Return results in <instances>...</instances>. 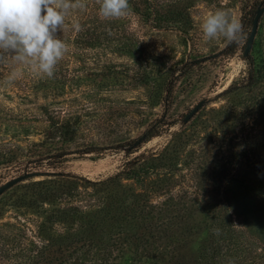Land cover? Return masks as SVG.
I'll return each mask as SVG.
<instances>
[{"label":"rangeland","instance_id":"1","mask_svg":"<svg viewBox=\"0 0 264 264\" xmlns=\"http://www.w3.org/2000/svg\"><path fill=\"white\" fill-rule=\"evenodd\" d=\"M135 3L127 17L104 20L97 0H86L67 19L82 30L61 34L69 50L54 76L21 69L54 87L0 88V185L39 172L0 196V264H211L223 235L213 220L223 216L222 204L264 245L263 172L242 161L226 176L215 174L222 155L249 147L243 141L264 126V13L244 55L264 0ZM217 9L244 26L233 56L224 52L225 37L204 39L202 20ZM155 11L170 13V23H156ZM250 55L261 81L223 93L246 79ZM165 111L173 124L127 153L124 144ZM89 147L101 150L86 153ZM142 161L157 166L142 171L143 181L129 178ZM58 209L82 211L93 223L86 229L97 232L94 244L76 254L74 246L61 250L59 234L75 222L63 227L54 220Z\"/></svg>","mask_w":264,"mask_h":264},{"label":"clouds","instance_id":"2","mask_svg":"<svg viewBox=\"0 0 264 264\" xmlns=\"http://www.w3.org/2000/svg\"><path fill=\"white\" fill-rule=\"evenodd\" d=\"M99 16L104 20L125 18L131 14L129 0H97ZM86 9V0H0V63L15 65L7 82L18 79L23 67H30L52 78L58 63L69 50L61 34L69 28L79 32L81 24L70 14ZM201 29L205 40L225 37L229 43L244 38L242 22L223 9L210 11ZM219 234V229L213 230Z\"/></svg>","mask_w":264,"mask_h":264},{"label":"trees","instance_id":"3","mask_svg":"<svg viewBox=\"0 0 264 264\" xmlns=\"http://www.w3.org/2000/svg\"><path fill=\"white\" fill-rule=\"evenodd\" d=\"M147 1L152 2V0ZM129 3L131 6L136 4L135 0H129ZM152 14L153 12H149L150 16ZM154 20L156 23H170V13L161 14L159 13V11H155ZM241 42L242 40L239 43L228 42L224 52L228 56H233L237 52ZM249 58L250 68L248 70V76L246 77V79L241 82H235L231 84L225 91H223V93L231 94L243 88L252 90L261 81V77L263 75L262 70L257 68L258 65L256 64V59L252 55H250ZM14 67L15 65L11 62V60H9L8 63H0V88L5 85H12L16 90H28L30 87L31 89L47 86L54 87V85H52L53 81H41V79L34 78V76L30 75V73L29 77L26 79V77L24 76L26 75V72L22 73V75L18 79L9 83L7 82L8 76L10 75ZM254 107H252L251 109H253ZM172 124L173 121H171L170 117L168 116V112L165 111L160 117L156 118L148 126L146 132L142 136L132 141L126 142L124 144V149L127 151V153L137 151L143 143L151 140L155 136L161 135ZM137 141L139 142L136 143ZM247 143H249V147L239 150L228 159L225 155H222L224 156V158L222 157V159H225V162L221 165H217V170L215 172V174L219 176V178L224 175L226 176L227 171H231L232 167L236 165L237 162L242 161H245L247 165L259 168L264 174V126L260 128L258 127V129L254 128L251 136L243 141V145L247 146ZM100 150L101 149L95 147H89V149H87L85 152H100ZM3 163H5V161L0 160V164ZM137 164L139 165L131 167L132 171L131 173H129V178L136 179L137 181L144 180L142 179L144 178L142 177V171L149 172L151 168L157 166V163H145V161ZM170 164L171 166H174L173 163ZM128 166L130 167V165ZM46 199L47 197H40L38 200L41 202H46ZM220 211L223 213V216H221V218L215 217V219L213 218V220L216 222L214 223L215 225L219 224L220 226H223V235L218 241L219 245L211 251V264H264V245H260L257 241L254 240L252 235L248 234L245 229H241V226L237 225V222L232 219V216L228 215L229 211L223 204L221 205ZM82 215L83 213L80 210H77V213H75L74 215L67 214L65 209L57 210V214L54 216V220H57L58 222H60V224H63V227L66 226L65 224L68 221L75 222V227L71 229L72 232L70 230H67L59 234V238L57 240H59L58 244L61 250H63L64 248L68 249L74 246L75 249L73 251V254H76L82 248V246L90 247L94 244L96 240L94 237L97 232L92 231L91 229H86L92 228L93 223H88L87 225V222L91 220H87L85 216ZM213 242L215 243V240H213L212 238L211 243Z\"/></svg>","mask_w":264,"mask_h":264},{"label":"water","instance_id":"4","mask_svg":"<svg viewBox=\"0 0 264 264\" xmlns=\"http://www.w3.org/2000/svg\"><path fill=\"white\" fill-rule=\"evenodd\" d=\"M264 13V5L261 3L255 13L254 19H253V24H252V29L244 50V55L247 56L250 53V50L252 49V45L254 43V38L257 32L258 28V22L260 20L261 15ZM206 103V100L203 99L199 103L195 105V107L184 117L183 121L188 122L197 112L198 110ZM137 141L136 143H138ZM39 175L38 171H32V172H26L24 174H21L11 180H8L7 182L3 183L0 185V196L3 195L8 189L12 188L14 185L17 183L28 179L30 177H34Z\"/></svg>","mask_w":264,"mask_h":264}]
</instances>
